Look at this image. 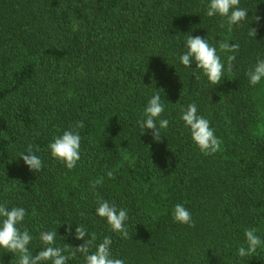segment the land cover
Instances as JSON below:
<instances>
[{
    "label": "trees",
    "instance_id": "obj_1",
    "mask_svg": "<svg viewBox=\"0 0 264 264\" xmlns=\"http://www.w3.org/2000/svg\"><path fill=\"white\" fill-rule=\"evenodd\" d=\"M209 3L0 0V204L25 209L18 227L32 236L33 256L49 231L57 232L53 246L71 255L84 243L75 238L80 226L85 240L95 235L88 254L110 237L112 258L124 264H264V243L238 255L245 229L264 241V78L251 86L246 75L264 60V0H240L248 15L231 32L206 15ZM189 34L217 49L218 85L180 63ZM221 41L240 48L220 52ZM228 55L236 57L231 72ZM157 92L159 119L169 120L159 141L138 124ZM191 103L222 142L215 154H202L181 120ZM77 122L80 160L68 170L48 146ZM28 145L39 149L38 172L20 158ZM98 200L127 211L129 238L97 216ZM176 204L195 227L174 222ZM18 259L0 249V264ZM66 264H86L85 254Z\"/></svg>",
    "mask_w": 264,
    "mask_h": 264
},
{
    "label": "clouds",
    "instance_id": "obj_2",
    "mask_svg": "<svg viewBox=\"0 0 264 264\" xmlns=\"http://www.w3.org/2000/svg\"><path fill=\"white\" fill-rule=\"evenodd\" d=\"M240 0H210L206 15L208 17L219 16L224 19L227 24L228 31H232L234 25H239L245 21L248 12L246 9L238 7ZM259 20V17H256ZM221 23L220 27H224ZM249 35L256 36V30L251 29ZM219 50L223 53H236L240 45L229 44L226 41L219 42ZM187 51L180 56V63L186 68H190L192 64L196 65V70H200L207 77L212 85H218L224 75V64L221 62L220 56L217 54V49L210 46L207 39L200 36L193 37L187 35L186 40ZM236 59L235 55H228V72L232 71V62ZM246 75L249 78L251 86H255L264 78V60L257 61L254 68L249 69ZM199 79V77H196ZM164 104L161 101L159 92L155 93L148 101L144 109V118L138 121L139 127L142 130V135L151 130L153 140L159 141L160 130L167 129L169 120L159 119L164 112ZM181 120L186 128L190 130V135L194 144L199 151L204 155H212L220 151L221 141L215 136L214 130L210 127V122L202 116L197 115V106L195 103L188 105L183 111ZM159 122V127L157 126ZM83 122H77L74 129H69L63 132L61 136L55 137L54 141L49 144V149L52 158L63 164L68 170L76 167L80 160V144L81 136L76 129H82ZM38 148L33 145H28L26 150L20 154V158L30 171L38 172L42 169L43 162L35 153ZM109 178L113 177V172L107 173ZM103 183V178H97L91 182L93 190L98 185ZM96 214L100 218L106 219L111 231L119 234L122 238L127 239L128 229L125 222L128 220L127 211L125 209H117L114 204H110L107 200H98ZM26 211L20 207H13L9 210L6 204H0V249H5L7 252L19 254L18 264H43L50 261L51 264H66L68 260L75 257L77 252L85 254L86 264H124L121 259L112 258L110 246L112 240L110 237H105L103 242L96 246V250L92 254L89 253V248L95 241V235L85 240L88 232L80 226L75 229V238L83 240L84 243L71 252V255L62 254V249L54 247L56 231L41 233L40 239L45 247L35 256L31 254L28 245L32 240V236L27 230L21 231L18 225L24 220ZM35 215V212H33ZM174 222L189 227H195L191 213L184 207L183 204H176L173 210ZM69 232L71 225H69ZM247 248L240 247L238 255L240 257L251 256L256 252L257 248L264 243L256 234V229H245L244 232Z\"/></svg>",
    "mask_w": 264,
    "mask_h": 264
}]
</instances>
